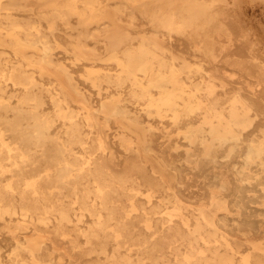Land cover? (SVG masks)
<instances>
[{
  "label": "clouds",
  "instance_id": "obj_1",
  "mask_svg": "<svg viewBox=\"0 0 264 264\" xmlns=\"http://www.w3.org/2000/svg\"><path fill=\"white\" fill-rule=\"evenodd\" d=\"M230 13L0 0V264H264V60Z\"/></svg>",
  "mask_w": 264,
  "mask_h": 264
},
{
  "label": "bare ground",
  "instance_id": "obj_2",
  "mask_svg": "<svg viewBox=\"0 0 264 264\" xmlns=\"http://www.w3.org/2000/svg\"><path fill=\"white\" fill-rule=\"evenodd\" d=\"M236 13L235 15L230 13V24L236 33L237 39L239 40V51L244 56H255L258 59L264 60V42L256 38L253 33V29L248 28L245 24L246 21ZM247 35L245 39V34Z\"/></svg>",
  "mask_w": 264,
  "mask_h": 264
},
{
  "label": "rangeland",
  "instance_id": "obj_3",
  "mask_svg": "<svg viewBox=\"0 0 264 264\" xmlns=\"http://www.w3.org/2000/svg\"><path fill=\"white\" fill-rule=\"evenodd\" d=\"M240 7L244 9L243 14L238 13L240 18L246 21L248 28L253 29L256 38L264 42V0H240ZM248 8H251V15H247Z\"/></svg>",
  "mask_w": 264,
  "mask_h": 264
}]
</instances>
